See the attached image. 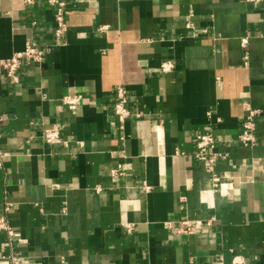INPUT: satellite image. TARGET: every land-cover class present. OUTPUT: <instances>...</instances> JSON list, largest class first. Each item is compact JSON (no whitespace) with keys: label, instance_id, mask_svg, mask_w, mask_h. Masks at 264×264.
Segmentation results:
<instances>
[{"label":"crops","instance_id":"obj_1","mask_svg":"<svg viewBox=\"0 0 264 264\" xmlns=\"http://www.w3.org/2000/svg\"><path fill=\"white\" fill-rule=\"evenodd\" d=\"M65 2L57 42L45 1L0 0V60L27 42L48 50L17 84L0 71V217L14 232L9 244L0 231V264H264V0ZM249 110L253 147L238 142ZM54 124L63 142L45 144ZM206 132L225 154L216 187L193 157Z\"/></svg>","mask_w":264,"mask_h":264},{"label":"built area","instance_id":"obj_2","mask_svg":"<svg viewBox=\"0 0 264 264\" xmlns=\"http://www.w3.org/2000/svg\"><path fill=\"white\" fill-rule=\"evenodd\" d=\"M27 5H33L41 0H23ZM53 9V22H54V39L57 42L63 40L64 35L67 31L65 18L67 15V7L65 0H43ZM248 3H258L261 0H245ZM104 30L102 27L99 28V31ZM47 47L41 46L34 42H27L24 46V49L21 52L12 54L10 57L0 60V71L1 77L6 78L12 84L18 83V75L20 68L28 63H41L43 62L45 55L47 54ZM246 59V57H244ZM174 69V63L171 60H167L161 63L160 70L164 74L172 72ZM114 94V103L112 114L115 120L119 123L125 122L129 119L132 114L127 108L129 101V96L126 89L118 85L113 90ZM80 95L65 96L62 98V103L70 111H75L81 103ZM256 111L249 110L242 122L241 132L238 135V142L243 146L253 147L258 144V141L255 136V118L257 116ZM0 132V139H1ZM41 139L45 144L55 145L63 142L61 137V125L54 124L49 128H45L41 132ZM195 152L194 159L203 163L206 172L210 175L213 186L218 185L219 177L215 172V167L219 160L225 158V154L218 152L215 148V140L211 132L197 134L195 138ZM7 160V155L0 148V168L3 167L4 163ZM113 174L118 176L121 174V167H117L112 170ZM147 189V187H145ZM8 209L6 208V211ZM195 224L194 222L184 221L179 223L177 232L180 234L190 235L194 232ZM0 231L5 232L9 244L11 243L14 232L9 226L6 217H0ZM1 259L5 264H23L22 259L13 254L9 253L7 255L1 256ZM230 264H246L245 259L242 256L234 255L231 258Z\"/></svg>","mask_w":264,"mask_h":264}]
</instances>
